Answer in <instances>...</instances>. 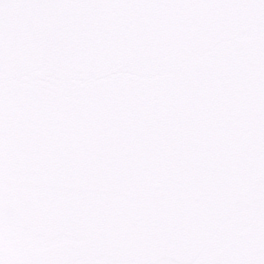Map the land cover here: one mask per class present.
<instances>
[{
  "label": "snow or ice",
  "instance_id": "obj_1",
  "mask_svg": "<svg viewBox=\"0 0 264 264\" xmlns=\"http://www.w3.org/2000/svg\"><path fill=\"white\" fill-rule=\"evenodd\" d=\"M0 264H264V0H0Z\"/></svg>",
  "mask_w": 264,
  "mask_h": 264
}]
</instances>
